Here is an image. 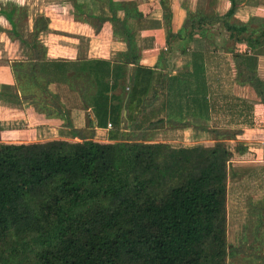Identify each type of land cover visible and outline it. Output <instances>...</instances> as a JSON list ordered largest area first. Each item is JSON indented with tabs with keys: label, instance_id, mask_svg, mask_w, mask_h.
I'll use <instances>...</instances> for the list:
<instances>
[{
	"label": "trees",
	"instance_id": "16d2710c",
	"mask_svg": "<svg viewBox=\"0 0 264 264\" xmlns=\"http://www.w3.org/2000/svg\"><path fill=\"white\" fill-rule=\"evenodd\" d=\"M230 2L223 15L186 10L176 35L186 31L191 39L205 24L218 23L235 43L246 44L244 52L229 49L235 79L251 87L264 104V83L245 59L264 47V22L238 21L236 1ZM16 9L1 8L0 14L11 24L13 36L37 48L35 32L47 27L46 18L35 19L34 32L26 38L16 31ZM171 34L167 27V41ZM127 41L131 56L123 62L138 64L129 37ZM40 58L37 54L36 60ZM49 64L43 61L41 71L52 72L58 81L64 70L59 63ZM110 72L108 62L91 61L70 74V92L83 108L91 107L97 127L107 121L118 127L123 95L129 103L141 100L154 76L153 69L137 65L128 84L114 80L110 85ZM52 97L55 109L62 111L60 94ZM214 136L212 146L178 148L131 139L100 143L80 134L75 142H0V243L20 247L30 264H226L233 252L226 244L227 165L232 157L226 140H235L236 133L215 131ZM245 150L238 142L234 152Z\"/></svg>",
	"mask_w": 264,
	"mask_h": 264
},
{
	"label": "crops",
	"instance_id": "0c3cea01",
	"mask_svg": "<svg viewBox=\"0 0 264 264\" xmlns=\"http://www.w3.org/2000/svg\"><path fill=\"white\" fill-rule=\"evenodd\" d=\"M4 1L11 7L27 8L26 19L32 29L26 30V34L20 31L24 37L29 38L33 33L37 14H44L47 27L35 32L37 48H29L3 33L8 39L6 47L12 43L13 50L21 55L2 53L6 47L0 52V93L5 95L0 98V142H75L80 141V134L100 143L136 138L175 148L209 147L216 142L214 132L224 131L236 133L235 140H226L232 155L235 152L230 144L241 141L246 147L238 154L241 161L259 163L262 167L258 174L264 175V104L251 87L236 81L229 50L244 52L246 44L235 43L218 23L205 24L194 31L191 39H186V31L180 37L176 35L183 26L186 10L208 17L223 15L231 6L230 0H204L203 6V0H165L170 7V19L167 18L169 7L164 8L159 0ZM235 1V19L253 24L264 22L263 1ZM31 5L39 9L33 13L28 7ZM259 11L260 19L254 18ZM0 18L4 27L11 30L7 19ZM167 27L172 33L168 41ZM212 28L221 29L223 45L212 42L209 33ZM128 37L135 56L139 57L138 64L123 62L131 56ZM36 53L41 55L38 60ZM245 59L264 83V47L245 55ZM43 61L60 64L64 72L59 74L58 81L52 72L41 71ZM91 61L109 63L110 85L114 80L119 83L125 80L128 84L137 65L154 70L149 92L141 100L129 103L123 95L125 103L122 102L118 127L111 121L105 127L95 126L91 107L83 108L80 99L70 92V74ZM118 67H123V71L119 73ZM43 78L49 80L47 89ZM26 81L29 87L36 86L41 95L28 93ZM57 92L64 104L62 111L54 107L52 95ZM36 102L42 105L41 110ZM253 175L254 172L250 178ZM253 204L255 211L262 214L264 192Z\"/></svg>",
	"mask_w": 264,
	"mask_h": 264
},
{
	"label": "rangeland",
	"instance_id": "374dc122",
	"mask_svg": "<svg viewBox=\"0 0 264 264\" xmlns=\"http://www.w3.org/2000/svg\"><path fill=\"white\" fill-rule=\"evenodd\" d=\"M259 1L264 2V0ZM203 2L204 0L201 2L202 6ZM28 7L33 13L35 12V10L39 9V7H36L35 5H31ZM1 8H8L7 10L9 11L11 6H9V2L6 3V1L0 0V9ZM27 13L28 10L26 7H17V9L13 13L15 17L18 18L16 31H21L24 34H26V30L30 31L32 29L30 27V22L26 19ZM248 14L254 15L251 13ZM40 15H43L42 17L46 18L43 13L37 14V17ZM260 15L261 13L259 11L256 13L254 18L260 19ZM0 16L3 15L0 14ZM3 23V18H0V52L4 49L3 47H6V41L8 40L5 38L4 34H6V36L11 40H17V38L12 35V30L6 29ZM209 33L211 37H213L212 42L214 44L219 43L223 45V40H221V29L219 31L218 29L212 28ZM31 34L32 33H30V35ZM13 47L14 46H12V43H9V45H7V47L5 48L6 50H4V52L2 53L9 52L14 57L19 56L18 53L20 54V51L13 50ZM43 86L45 87V89H47L49 86V80H47L46 78H43ZM26 87H29L27 81ZM27 92L36 94L37 96L41 95L36 86L29 87L27 89ZM0 98H3V96ZM48 99L50 100V98ZM36 103V105L39 106V108H36L41 110L40 107H42V105H40L38 102ZM187 137L190 138V135H187ZM130 139L139 141L136 138ZM142 140L146 139H141L140 141ZM189 143L192 142L190 141ZM237 143L238 142L231 143L229 147H231V149L234 151ZM239 144H242V142L240 141ZM238 154L240 153H235V155H232L227 165L228 197L226 206V244L228 245L229 250H232L233 252H230V255L227 256L226 264H264V258H258L260 256H264V211H262V214L258 211H255V205L253 204L254 201L256 202L257 198L263 195L264 192V175L258 174L262 165H260L259 163L244 164L245 162L241 161L240 155ZM252 172H254V177L250 178ZM260 203L262 202L259 201V205L262 206ZM258 221L261 222V226L259 230H256L255 228L258 225ZM256 231H259L257 236ZM25 255V252L22 251L20 247L12 245L10 242L0 243V264H30L29 262H27V258H25Z\"/></svg>",
	"mask_w": 264,
	"mask_h": 264
},
{
	"label": "built area",
	"instance_id": "2783aa9c",
	"mask_svg": "<svg viewBox=\"0 0 264 264\" xmlns=\"http://www.w3.org/2000/svg\"><path fill=\"white\" fill-rule=\"evenodd\" d=\"M111 124L110 123H108V126H110Z\"/></svg>",
	"mask_w": 264,
	"mask_h": 264
}]
</instances>
